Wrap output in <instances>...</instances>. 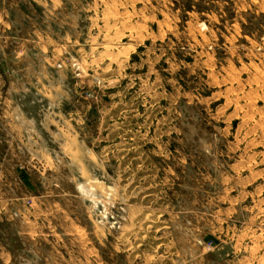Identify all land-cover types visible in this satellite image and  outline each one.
Returning <instances> with one entry per match:
<instances>
[{
	"label": "rangeland",
	"instance_id": "rangeland-1",
	"mask_svg": "<svg viewBox=\"0 0 264 264\" xmlns=\"http://www.w3.org/2000/svg\"><path fill=\"white\" fill-rule=\"evenodd\" d=\"M4 9L0 115L34 113L50 152L19 186L42 234L3 224L8 264H264V0Z\"/></svg>",
	"mask_w": 264,
	"mask_h": 264
},
{
	"label": "crops",
	"instance_id": "crops-1",
	"mask_svg": "<svg viewBox=\"0 0 264 264\" xmlns=\"http://www.w3.org/2000/svg\"><path fill=\"white\" fill-rule=\"evenodd\" d=\"M4 2L5 0H0V10L3 9L0 17L1 26L9 25L11 27L13 23H18L20 20L14 11L4 9ZM45 2L51 4L52 0H45ZM30 3L33 8H36L35 3ZM19 38L28 41L32 36L25 33ZM2 51L3 45L0 44V54ZM8 86L13 94V97L8 100L11 104H17L16 107L19 110L25 104L29 108L33 107V99H24L26 90H22V87L16 81ZM12 110L14 111V107H12ZM34 116V113L23 114L20 111L19 114L2 112L0 115V227L3 224L14 222L18 237L21 238L23 235L31 239L42 234L37 229L38 214L34 206L35 196L30 193V188L23 193L19 186L32 185L30 174L25 172V169H28L26 165H31L37 159V155L33 156L32 153L35 154L36 150L41 148V154L45 153V160L50 155L46 147L43 145V147L41 145L37 146L35 143L38 132L34 127L35 124L31 122L34 118L37 119ZM17 117L22 122H19ZM34 147L37 149H33ZM48 157L50 158V156ZM8 169H15V171L8 174L6 171ZM7 246L9 247L5 242H0V264L12 262L13 252H10L9 248L6 249Z\"/></svg>",
	"mask_w": 264,
	"mask_h": 264
},
{
	"label": "bare ground",
	"instance_id": "bare-ground-1",
	"mask_svg": "<svg viewBox=\"0 0 264 264\" xmlns=\"http://www.w3.org/2000/svg\"><path fill=\"white\" fill-rule=\"evenodd\" d=\"M105 49V48H104ZM108 52V51H107Z\"/></svg>",
	"mask_w": 264,
	"mask_h": 264
}]
</instances>
